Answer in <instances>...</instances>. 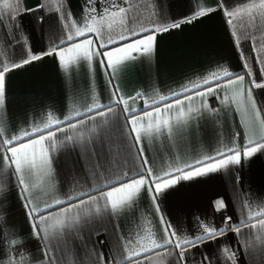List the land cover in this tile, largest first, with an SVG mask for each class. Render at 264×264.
<instances>
[{
	"label": "crops",
	"instance_id": "0c3cea01",
	"mask_svg": "<svg viewBox=\"0 0 264 264\" xmlns=\"http://www.w3.org/2000/svg\"><path fill=\"white\" fill-rule=\"evenodd\" d=\"M238 2L225 0L229 6ZM137 4L135 15L150 27L151 20L163 19L171 23L190 18L201 7H216L218 0H137ZM64 7L78 20L83 15L85 0H64ZM19 8L21 14L11 21L10 10L0 9V60L5 62L21 60L29 49L32 54L43 53L53 46L54 35L58 38L66 31L58 13L50 10L45 0H19ZM242 46L249 57L252 76L243 67L223 14L215 11L193 19L191 23H181L179 28L157 33L154 53L138 55L135 60L124 62L111 76L107 74L111 69L101 66L98 58L91 69L86 62H81L66 73L59 67L55 56H43L6 74V98L4 107L0 108V125L6 128L7 138L21 129L42 123L49 112L63 119L74 111H80L85 115L77 119H84L86 125L78 130H67V135L75 137L83 133L90 139L95 134L102 138L104 146L101 148L100 139H97L96 147L101 163H105L106 168L111 164L105 175L111 176L113 181L121 169H131L132 175H136V170L143 169L138 147L127 124V118L135 113H125L123 105L115 103L118 97L127 99L141 93L143 98L129 100V109L142 111L144 99H149V102L158 99L157 93L170 96L174 91H181L182 85L201 79L223 66L244 75L245 93L251 88L257 108L264 109V86L256 87L252 83L264 85V65L252 59L257 53L250 50L248 43ZM117 90V96H113ZM219 95H223V89L219 90ZM93 96L105 106L104 110L111 106L114 111L103 118L89 119L95 114L85 112V108L91 105ZM207 101L217 109L216 112H203L187 126L176 129L172 137L164 133L142 139L143 155L148 160L146 167L152 168L155 174H162V170L170 166H183L185 162L194 163L205 155H215L217 150L232 146L233 138L243 149L247 138L235 106H226L217 97H208ZM199 103L197 99L196 104ZM57 137L58 147L51 153V176L42 189H34L32 193L41 206L54 197L65 199L68 193L76 195L82 191L95 194L93 189L97 186L90 168L94 160L90 162L87 157L81 160L79 144L67 142L65 146L64 132L58 133ZM105 183L107 181L101 180L100 186ZM218 198H223L227 205L220 211L214 209V201ZM245 199L252 202L254 208L264 204V149L248 157L242 155L239 164H230L190 181H180L159 196V213L148 193L142 192L131 208H125L118 214L89 217L79 236L67 246L71 252L62 253L58 249L51 254L55 257L53 264H92L96 252L103 253L105 261L113 257L119 259L116 255L117 239H134L145 221L151 223L158 240L163 236L160 216L189 237L199 235L201 222L221 227L224 226V217L231 216L229 224H239L246 214V209L241 206ZM260 234L257 230L249 234V229L242 228L239 234L228 231L215 239H206L185 251L184 262L202 264L206 257V264H264L259 242L252 247L254 237ZM13 240L15 245L10 244ZM44 244L33 234L18 181L8 170L0 176V264H9L11 257L16 258V264H48ZM225 248L235 256L229 259ZM169 251H173V255L164 256L163 264H178L179 258L175 255L178 250ZM148 255L152 258L151 264H159L155 254ZM144 264H149V261H144Z\"/></svg>",
	"mask_w": 264,
	"mask_h": 264
},
{
	"label": "snow or ice",
	"instance_id": "6c2138e0",
	"mask_svg": "<svg viewBox=\"0 0 264 264\" xmlns=\"http://www.w3.org/2000/svg\"><path fill=\"white\" fill-rule=\"evenodd\" d=\"M45 4L50 10L58 13L62 28L66 30L65 34L58 38L54 35L53 46L43 53L32 54L29 49L28 54L19 61L0 60V108L5 105L6 74L13 69L38 61L43 56H55L59 67L67 73L81 62H86L91 69L94 60L98 58L101 66L111 69V72L107 73L111 76L124 62L135 60L138 55L150 56L154 53L157 33L179 28L181 23H191L193 19L215 11L223 14L247 74L252 76L249 57L245 55L242 46L244 43H248L250 50L257 53L252 59L264 65V0H239L235 6L227 5L225 0H218L216 7H201L190 18L171 23L163 19L151 20L150 27L145 26L139 16L135 15L139 7L137 0H85L83 15L78 20L65 9L64 0H45ZM0 9L10 10V21L21 14L19 0H0ZM143 33L149 34L144 36ZM112 45L115 47H111ZM109 83L111 84L112 81L110 80ZM252 83L256 87L264 86L255 81ZM243 84V74L234 73L221 66L201 79L182 85L181 91H174L170 96L157 93L158 99H151V102L149 99H144L142 111L129 109V100L143 98L141 93H137V97L127 99L119 96L115 103L122 104L125 113H135L127 118V124L138 147L143 170L138 169L136 175H132L131 169H121L114 181L111 176L105 175L111 169V164L109 163L106 168L105 163H101L100 153L96 147L97 139H100V147L104 146L102 138L95 134L90 139L85 138L83 133L75 137L67 135V130H78L86 125L84 119H77L85 113L74 111L73 114L61 119L49 112L42 123H35L30 129H21L17 134L7 138H5L6 128L0 125V161L3 164L0 168V176L6 174L8 170L15 175L19 191L25 201L33 234L45 242L44 255L48 264H53L55 257L51 254L58 249L62 253L71 252V248L67 246L79 236L83 226L89 222V217L97 214H118L125 208H131L142 192L148 193L156 212L159 213V196L180 181H190L226 168L230 164H239L242 155L248 157L257 150L264 149V115H262L264 109L257 108L251 88L246 94ZM221 89H223L222 96L219 95ZM117 93L118 90L114 91L113 96H117ZM208 97H217L222 104L235 106L247 138L243 149L241 150L236 144V139L233 138L232 146L217 150L215 155H205L202 159H196L194 163L185 162L183 166H170L169 169L162 170V174H155L152 168L146 167L148 160L143 155L142 139L164 133L172 137L176 129L187 126L192 119L203 112H216L217 109L208 103ZM197 99L200 101L198 105ZM104 109L105 106L93 96L92 103L86 106L85 112L94 113L95 116L89 117L94 119L97 116L106 117L114 111L111 106ZM60 132L65 133V146L67 142L79 144L82 149V161L85 157L90 162L94 160L90 168L91 175L97 182V186L93 189L95 194L82 191L76 195L68 193L65 199L54 197L44 201L41 206L33 198L32 193L34 189H42L51 176V153L58 147L57 134ZM236 135L238 137L239 133ZM101 180L107 183L100 186ZM62 205L63 207H58ZM241 206L242 209H246V214L239 224H229L232 221L231 216L224 217V226L221 227L201 222L199 235L191 237L181 234L163 216H160L163 236L158 240L151 223L145 221L134 239H117L116 255L119 259L113 257L105 261L103 253L96 252V259L92 264H144V261H149L151 264L152 258L149 253L155 254L159 264H163L164 256L173 255V251L169 249L178 250L175 251V255L179 258L178 264H185V251L188 248L195 247L206 239H215L228 231L239 234L242 228L249 229V234L252 230L261 233L254 237L252 247H256V242H259V250L264 255V204L254 208L252 202L245 199ZM226 207L223 198L214 201L216 211ZM52 209L56 210L51 211ZM96 234L99 235V230ZM15 243V240L10 242L11 245ZM224 251L228 253L229 259L235 256V253L228 248ZM206 262L205 257L202 264ZM9 264H16V258L11 257Z\"/></svg>",
	"mask_w": 264,
	"mask_h": 264
}]
</instances>
